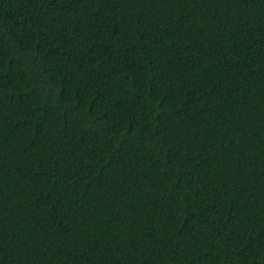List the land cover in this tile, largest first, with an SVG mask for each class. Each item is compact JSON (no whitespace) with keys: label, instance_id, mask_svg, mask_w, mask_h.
Instances as JSON below:
<instances>
[{"label":"trees","instance_id":"obj_1","mask_svg":"<svg viewBox=\"0 0 264 264\" xmlns=\"http://www.w3.org/2000/svg\"><path fill=\"white\" fill-rule=\"evenodd\" d=\"M0 264H264V0H0Z\"/></svg>","mask_w":264,"mask_h":264}]
</instances>
